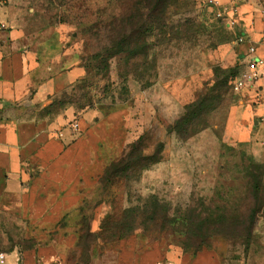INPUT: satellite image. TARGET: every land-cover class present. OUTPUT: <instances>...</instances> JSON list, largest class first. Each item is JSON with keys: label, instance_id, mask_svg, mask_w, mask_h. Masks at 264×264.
<instances>
[{"label": "rangeland", "instance_id": "1", "mask_svg": "<svg viewBox=\"0 0 264 264\" xmlns=\"http://www.w3.org/2000/svg\"><path fill=\"white\" fill-rule=\"evenodd\" d=\"M133 1L11 0L23 8L30 28H62L65 41L83 57L89 75L75 90L60 95L59 104L73 96L83 103L84 95L91 91L99 119L110 111L123 110L126 121L116 140L95 135L85 139L71 122L74 137L65 144L63 156L25 166L20 191L0 204V253L16 247H46L65 253L70 264H90L92 260L123 264L121 257H136L155 246L164 252L178 251L188 260L201 245L200 253L210 251L217 259L216 263L205 260V264H264V209L252 233L233 223L234 217H241L253 204L249 174L262 170L251 147L253 124L242 122L235 76L230 77L229 89L218 86L226 79L225 73L240 66L231 33L213 17L207 0H178L170 10L171 36L163 44L130 63L125 55L115 57L106 76L97 75L96 60L91 56L99 52V40L86 35L87 27L115 21ZM155 39L153 36L151 41ZM205 96L214 98L202 117L207 127L180 141L169 132L170 127L186 105ZM52 110L60 111V106ZM138 142L146 155L163 143L158 168L144 180V173L136 180L141 167L136 164L128 179L116 180L114 189H104L98 180L104 167ZM66 150L87 154L75 158ZM83 163L102 168L92 175L93 185L78 172L77 166ZM153 196L171 207V212L186 209L196 215L194 222L186 227L178 222L144 221L156 211L161 214L159 206L145 208L147 198ZM128 207L136 210L139 223L132 227L109 224L110 230L126 237L94 236L111 216L123 218ZM213 213L223 215L225 222L201 225L197 215L211 218ZM215 232L220 234L212 235Z\"/></svg>", "mask_w": 264, "mask_h": 264}, {"label": "crops", "instance_id": "2", "mask_svg": "<svg viewBox=\"0 0 264 264\" xmlns=\"http://www.w3.org/2000/svg\"><path fill=\"white\" fill-rule=\"evenodd\" d=\"M219 1L221 6L235 9L238 24L227 29L233 35V48L243 69L250 59L251 46L257 48L256 57H264V0ZM24 12L11 0H0V204L20 191L27 164L63 156L65 144L74 137L69 127L74 120L78 119V132L82 131L85 139L95 135L110 140L120 139L126 121L123 110H115L103 119H99L94 108L79 113L73 105L57 114L46 112L54 99L87 76V69L80 52L65 41L62 28L44 25L32 29ZM239 37L243 41L240 42ZM261 85L264 86V81L239 91L241 99L238 103L244 116L242 122L253 124L252 151L264 163V123L261 121L264 116V87ZM66 151L67 155L75 158L87 154L86 151ZM158 165L160 163L145 171L143 180L147 174L154 173ZM77 167L90 185L95 183H92V175L102 170L92 163ZM162 250L155 246L136 257L128 255L121 259L123 264L217 262L210 251L199 252L186 260L187 255L182 256L178 251ZM3 254L0 264H70L65 253L46 247H16ZM90 264L102 263L92 260Z\"/></svg>", "mask_w": 264, "mask_h": 264}, {"label": "trees", "instance_id": "3", "mask_svg": "<svg viewBox=\"0 0 264 264\" xmlns=\"http://www.w3.org/2000/svg\"><path fill=\"white\" fill-rule=\"evenodd\" d=\"M177 1L178 0H135L131 5L128 6L127 9H124L123 13H121L119 18L115 21L111 23L102 21L98 23L94 22L92 25H90V27H87V30L90 32V34L87 32L86 35L92 37L95 36L97 40H99L100 50L98 53H95L91 56L96 60V63L93 65L96 74H103L106 76L107 72L110 70V60L115 57L122 58L125 55L126 61L130 63L134 58H137L140 55L148 56V51L153 46L163 44L169 38V36H171L169 35V30L172 29V26L169 24L170 18L172 16L170 10L177 3ZM209 9L211 10V14L214 17L213 10L210 7ZM218 21L221 22L224 28H227L224 21ZM87 30H85V32ZM153 36H155L156 39L151 41ZM231 38H233V35H231ZM84 66L87 69L88 76L89 70L86 65ZM241 71V65L239 66V69L238 67H234V69L225 73L227 74L226 79L218 82V86L221 87V89L223 87L229 89V83L231 81L230 77L235 76V82ZM85 78L79 81V83L74 85L71 89L75 90L81 82L85 81ZM222 93L223 91L220 92V95ZM84 98L86 101L83 103L80 102V99L77 96H73L71 98H67V100H62L63 102L60 104V99L56 98L45 110L51 115L61 112L68 105H73L77 110L93 108L94 97H92L91 91L90 93H86ZM212 101H214L213 97L205 96L200 97L196 101L186 105L183 114L170 127L169 132L175 134L180 141H186L200 133L204 128L207 127V123L202 119V117L207 114V106ZM58 105L60 106V111L52 110ZM111 112L113 111H110L109 113ZM163 149V143H159L157 149L152 154L146 155L143 152V146H141L139 142L137 144H132L131 148L127 152H124L121 158L111 161L107 166L104 167L101 176L98 179L99 183L102 184L106 190L114 189V182L122 178L128 179L130 171L136 164L141 165L140 170L138 171V178L136 179L139 180L145 171L151 170L155 165L163 161V158L161 157ZM258 162V166L261 168L262 172L260 174L251 172L248 176L252 185V192L250 193V197L252 198L253 202L252 207H250L247 212L242 213L241 217L236 216L233 218L234 224L245 227L244 230H247L249 233H252L255 230L257 219L264 209V163L260 161ZM146 201L148 203L145 206L146 209L148 207H153V205L156 207L159 206L161 209V214L157 215L156 211V214L145 217V220L142 219L146 222L154 220L160 222L162 225H174L178 222L187 227L188 225L192 224L196 218L194 217L196 215L191 214L186 209L180 210L179 212H171V207L166 208L167 205L154 196L147 198ZM135 212L136 210L134 208L128 207L121 214L123 216V218H120L121 220L114 219L111 216L109 220H107V223H102L100 230L94 236L96 238L98 236L100 238L107 236L109 240H113L116 237H126L127 234L120 236L121 234L117 235V232L110 230L109 224L112 226L116 223L132 227L136 223H139L138 214ZM191 212H195V210L193 209ZM197 216L198 219H201L200 222L202 221L201 225L212 224L217 226L218 224L222 225V223H224L226 220L223 215L216 217L214 213L211 218H205L201 215ZM109 230L111 232L106 235V232ZM218 234L220 233L215 232L212 235ZM243 235L246 236V231ZM198 237L201 238L203 236L198 235ZM202 248L203 247L199 245L194 252V255L201 251Z\"/></svg>", "mask_w": 264, "mask_h": 264}, {"label": "built area", "instance_id": "4", "mask_svg": "<svg viewBox=\"0 0 264 264\" xmlns=\"http://www.w3.org/2000/svg\"><path fill=\"white\" fill-rule=\"evenodd\" d=\"M207 5L213 10L214 17L218 20L224 21L228 28L233 29L237 26L238 22L235 18V9L221 6L219 0H207ZM238 40L241 42L243 41V38L239 37ZM256 52L257 48L255 46L249 48L250 59L244 65V68L234 82V88L238 92L255 87L257 83L264 81V57H256ZM261 121L264 123V116H262ZM72 128L75 132L80 130L78 119L73 122ZM0 258H4L3 253H0Z\"/></svg>", "mask_w": 264, "mask_h": 264}]
</instances>
